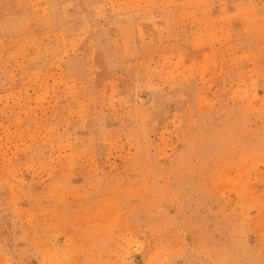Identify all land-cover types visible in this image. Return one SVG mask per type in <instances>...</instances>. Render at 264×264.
Segmentation results:
<instances>
[{
	"label": "rangeland",
	"instance_id": "1",
	"mask_svg": "<svg viewBox=\"0 0 264 264\" xmlns=\"http://www.w3.org/2000/svg\"><path fill=\"white\" fill-rule=\"evenodd\" d=\"M0 264H264V0H0Z\"/></svg>",
	"mask_w": 264,
	"mask_h": 264
}]
</instances>
